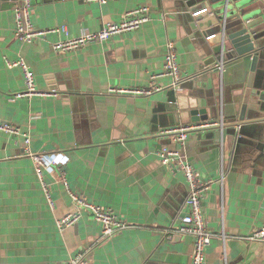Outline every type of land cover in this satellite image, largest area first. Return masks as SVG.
I'll return each instance as SVG.
<instances>
[{"label":"crops","instance_id":"obj_1","mask_svg":"<svg viewBox=\"0 0 264 264\" xmlns=\"http://www.w3.org/2000/svg\"><path fill=\"white\" fill-rule=\"evenodd\" d=\"M187 1L33 0V24L46 32L22 42L14 31L20 0H0V122L29 131L33 151L64 155L70 188L113 209L129 225L99 243L101 222L82 210L77 226L61 231L58 219L77 205L56 172L46 169L56 202L52 208L24 153L23 137L0 130V264H64L86 249L90 264H190L193 236L166 235L188 211L189 187L181 170L161 162L163 145L180 148L202 177L213 180L203 205L212 235L205 264H264V241L249 238L264 225V118L240 127L235 123L254 113L244 102L241 71L237 66L223 74L209 70L207 36L219 22L200 21L197 27ZM237 4L264 18V0L231 2L236 10ZM141 5L150 6L151 17L137 29L76 49L52 46L98 31L106 21H120ZM209 7L205 20L214 14ZM168 40L175 43L184 75L179 85L162 75ZM19 55L34 70L41 92L31 98L15 97L26 88L24 75L7 60ZM155 86L149 94L117 90ZM194 108L205 109L207 121L223 119L222 145L215 126L190 132L184 146L161 134L165 127L194 121Z\"/></svg>","mask_w":264,"mask_h":264},{"label":"built area","instance_id":"obj_2","mask_svg":"<svg viewBox=\"0 0 264 264\" xmlns=\"http://www.w3.org/2000/svg\"><path fill=\"white\" fill-rule=\"evenodd\" d=\"M104 3L107 0H97ZM33 0H20L19 4L14 8L15 19V36L19 41L30 42L36 37L43 35L44 29H37L32 21ZM206 8H201L196 11L198 14L205 11ZM151 17V8L149 5H141L127 11L120 21H106L102 28L98 31H84L77 36L68 37L52 43L56 51L76 49L90 42L107 40L113 35L123 33L139 28L144 22ZM209 35L208 37H211ZM10 67H19L24 75L25 90L15 94V97H29L40 94L37 89L35 72L28 65L22 55L12 60H7ZM225 62L221 59L219 62L210 67V71L215 74H223ZM171 75L176 82L183 79L184 75L180 69L177 60V51L175 43L172 40L167 42V52L165 56L164 71L162 75ZM161 75V74H159ZM158 75V76H159ZM157 76V75H156ZM155 87H135L132 89H117L120 92H132L136 94H149ZM55 93V91H53ZM223 126L221 121H206V122H189L185 124L173 125L162 129L161 134L169 137V139L180 146L186 144L188 135L194 130H200L204 127ZM0 130L13 135H21L23 137L24 153L29 156L35 167V171L41 180L48 204L55 208L56 202L52 196L51 188L45 180L44 173L46 169L54 170L57 174V180L65 187L68 195L74 203L85 205L92 209L95 213V218L101 222V230L97 237V242L101 243L108 237H111L127 228L128 222L121 219L113 209L102 207L91 202L82 194L73 191L70 188L67 179V172L64 169L66 163L64 155L57 153H46L44 151H33L31 148V135L29 131H25L21 126L9 121L0 122ZM222 145V144H221ZM158 154L163 164L168 165L172 171L181 170L184 173L188 183V194L186 203L188 211L181 216L179 225L172 226L166 230V235L171 238L174 234H190L194 238V249L191 255L190 264H205L207 257V247L211 244L212 235L209 231L207 220L204 214V199L205 193L213 183L212 179H206L201 176V173L189 161H187L180 148L163 145L159 149ZM223 174V173H222ZM82 215V209L76 208L58 219V227L63 231L66 227L74 225ZM221 241L225 249V232L220 233ZM253 240L264 241V225L256 229L249 237ZM90 249L83 250L76 255L70 257L64 264H90L88 253Z\"/></svg>","mask_w":264,"mask_h":264},{"label":"water","instance_id":"obj_3","mask_svg":"<svg viewBox=\"0 0 264 264\" xmlns=\"http://www.w3.org/2000/svg\"><path fill=\"white\" fill-rule=\"evenodd\" d=\"M233 1L236 2V0H188L187 4L192 8V14L195 15L197 27L199 26L200 28V21L201 24H206V26L213 24L215 19L219 22L215 32L209 34L212 36H207L208 44L211 48L209 49L208 59L204 63L215 64L223 59L225 62L224 69L226 67L237 66L236 71H241L238 72L237 76L241 86L245 89L244 102L249 103V108L254 113L252 117L247 116L244 120L236 121L235 123L240 127L243 123L258 121L264 118L258 115L260 113H257V110L264 112V67L262 65V53L258 48L262 47L264 42V39L259 40L260 37L264 36V18H254L249 13H246V11H243L239 4H237L236 10L231 5ZM197 3L200 5L197 6ZM209 6L213 9L214 14L205 20L202 14L209 12ZM202 7L206 8V10L195 14ZM230 17L234 19L233 23H228V18ZM234 26L236 27L234 31H228ZM179 83L181 81H178L176 85H179ZM173 101L171 100V102ZM205 111V109L199 108L192 109V115H196L197 118L190 122H206L208 116L205 114ZM201 119L204 120L201 121ZM222 122H224L223 119ZM215 127V137L220 146L225 142L226 131L224 130V125H217ZM206 128L209 127H204L202 130ZM230 133L235 134L236 131L232 129ZM75 204L82 210H87L95 216L94 211L89 207L79 203ZM74 225L76 227L77 222Z\"/></svg>","mask_w":264,"mask_h":264},{"label":"rangeland","instance_id":"obj_4","mask_svg":"<svg viewBox=\"0 0 264 264\" xmlns=\"http://www.w3.org/2000/svg\"><path fill=\"white\" fill-rule=\"evenodd\" d=\"M69 212H70V211H69ZM64 215H65V214H64ZM64 215H63V216H64Z\"/></svg>","mask_w":264,"mask_h":264},{"label":"trees","instance_id":"obj_5","mask_svg":"<svg viewBox=\"0 0 264 264\" xmlns=\"http://www.w3.org/2000/svg\"><path fill=\"white\" fill-rule=\"evenodd\" d=\"M15 124V123H14Z\"/></svg>","mask_w":264,"mask_h":264}]
</instances>
